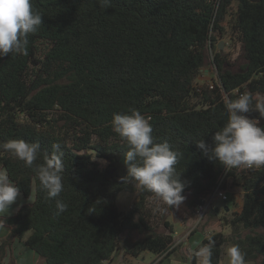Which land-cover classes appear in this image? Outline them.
Wrapping results in <instances>:
<instances>
[{
  "label": "trees",
  "instance_id": "obj_1",
  "mask_svg": "<svg viewBox=\"0 0 264 264\" xmlns=\"http://www.w3.org/2000/svg\"><path fill=\"white\" fill-rule=\"evenodd\" d=\"M32 4L42 25L29 35L27 55L0 57V144L38 142L37 164L59 144L64 152L59 199L68 208L54 216L55 200L46 198L35 172L0 149V167L25 199L33 195L32 203L4 218L11 231L0 243V264L13 241L23 242L44 264H104L120 249L134 258L144 252L172 256L173 226L152 208V201H160L120 179L126 176L127 146L110 122L113 114L130 109L149 119L156 141L168 142L178 154L176 171L191 214L219 184L226 189L228 179L241 181L240 210H224L230 235L210 234L212 264H221L228 243L240 247L245 263L264 264V168L226 171L196 146L201 139L213 145L214 132L228 118V99L244 92L254 102L264 98V0ZM226 20L241 46L243 65L232 71L215 54L211 64L217 82L213 88L198 86L214 34H224ZM246 115L264 128L254 105ZM92 153L105 161L102 167ZM121 192L136 196L126 211L116 204Z\"/></svg>",
  "mask_w": 264,
  "mask_h": 264
},
{
  "label": "clouds",
  "instance_id": "obj_2",
  "mask_svg": "<svg viewBox=\"0 0 264 264\" xmlns=\"http://www.w3.org/2000/svg\"><path fill=\"white\" fill-rule=\"evenodd\" d=\"M107 3L108 0H102ZM42 25V15L34 11L32 0H0V57L9 54L27 55L28 37ZM264 117V98H257L249 92L240 94L235 100L226 101L227 121L213 135L210 147L201 139L196 146L209 159L217 162L226 171L233 169L264 168V128L258 121L246 114L251 110ZM111 126L126 144L124 155L126 176L124 182L134 183L141 191H146L169 207H178L185 199L182 192L185 183L177 174L178 154L168 142H157L149 119L139 110L130 109L127 113L113 114ZM51 154L43 161L35 163L40 155L38 142H26L23 139L9 140L0 144V149L22 161L32 169L46 198L55 200L54 216L59 217L68 205L59 196L63 191L64 152L59 144L52 145ZM20 190L12 182L6 169L0 167V228L5 227V217L11 215V206L17 201ZM229 210V208H227ZM226 210V209H225ZM207 243L193 249L188 262L212 264L215 240L211 235ZM227 264H245L244 254L238 245H232L225 251Z\"/></svg>",
  "mask_w": 264,
  "mask_h": 264
},
{
  "label": "rangeland",
  "instance_id": "obj_3",
  "mask_svg": "<svg viewBox=\"0 0 264 264\" xmlns=\"http://www.w3.org/2000/svg\"><path fill=\"white\" fill-rule=\"evenodd\" d=\"M224 26V34L217 35L214 34L216 41L214 42V47H211L209 50V58L207 64L203 68V70H208L207 73H203L198 77L196 84L198 86L209 85L217 82L218 75L214 66L211 64L213 56L215 54H221L223 58L226 59L227 63L230 66V70L237 71L243 65L242 59V50L240 44L237 42L235 36L232 35L229 27L228 21L226 20L223 23ZM222 46V49L219 48ZM93 160L98 162L102 167L105 164L104 160L98 159L93 153ZM241 181L236 179H228L226 181V192L228 193V197L230 198L227 202H224L220 199H213L212 194L208 195L204 199V204L201 212H197V210L191 214V212L187 208L186 199L189 197L188 194H185L184 201L178 207H169L167 210L166 205H162L161 202L152 201V208L155 211L160 212L167 221H169L173 226L174 231V246L171 260L165 259V257L159 258L154 254L149 252L142 253L139 257L134 258L129 254H124V250L120 249L113 254L114 261L112 264H174L180 262L181 257L186 256V252L190 250L192 252L193 249L197 248L202 239L213 232H223L227 237L230 235L231 229L226 225V219H224V210L229 208L231 213H236L241 208L242 202V191L238 184ZM136 196L134 194L121 192L117 196L118 207L121 211H126L131 206V204L135 201ZM33 202V195L30 199H25L21 194L19 195L17 201L11 206V215L7 217H11L15 215L21 206L24 204H30ZM217 210L218 213L215 215L213 211ZM158 213L156 216H158ZM199 213V214H198ZM230 214L227 219H229ZM223 217V220L220 218ZM153 224H155L153 222ZM158 225V231L163 232L164 228L160 221L156 223ZM11 229L7 226L0 228V243L8 237ZM136 237L135 234H133ZM225 246L224 254H223V264H227V258L225 255V251L231 245L228 243ZM7 258H4L1 264H13L15 260H19L21 264H35V260H38L39 257L32 252L28 247L24 245L23 242L13 241L11 250H8ZM125 256H124V255ZM180 257L177 258V257ZM187 257H189L187 255ZM11 259H14L11 260ZM183 259V258H182ZM181 259V260H182ZM41 261V260H40ZM42 262V261H41ZM181 264H189V263H181ZM252 264V263H251Z\"/></svg>",
  "mask_w": 264,
  "mask_h": 264
},
{
  "label": "built area",
  "instance_id": "obj_4",
  "mask_svg": "<svg viewBox=\"0 0 264 264\" xmlns=\"http://www.w3.org/2000/svg\"><path fill=\"white\" fill-rule=\"evenodd\" d=\"M209 87H210V88H213V84H212V83L209 84ZM212 198H213L214 200H215V199H220V200H222V201H224V202H227V201L230 199V198L228 197V193L226 192L225 189L222 188L221 184H219V185L217 186V188L214 190L213 195H212ZM202 207H203V205H202V206H199V207L197 208V212H198V211L201 212ZM198 214H199V213H198Z\"/></svg>",
  "mask_w": 264,
  "mask_h": 264
},
{
  "label": "crops",
  "instance_id": "obj_5",
  "mask_svg": "<svg viewBox=\"0 0 264 264\" xmlns=\"http://www.w3.org/2000/svg\"><path fill=\"white\" fill-rule=\"evenodd\" d=\"M208 72V70H203V73H207ZM230 210V209H229ZM228 210V211H229ZM224 249H225V246L223 247V254H224ZM119 252V251H118ZM126 252H124V254H125ZM123 254V255H124ZM127 254V253H126ZM191 254V252H190V250L189 251H187L186 252V256L188 255H190ZM223 254H222V262H221V264H223ZM125 256V255H124ZM184 256V255H183ZM172 257V256H171ZM171 257H170V260H171ZM180 257L181 256H179V257H177V258H179L180 259ZM7 258V257H6ZM181 259H182V257H181ZM180 259V262H177V263H174V264H181V263H189L188 262V259H186L185 261H183V259L181 260ZM13 261H14V259H13ZM114 261V258L112 257V259H111V261L110 262H106V263H104V264H112V262ZM154 263H156V262H154ZM153 263V264H154ZM14 264H21V262L19 261V260H15L14 261ZM35 264H44L43 262H41L40 261V259H38V260H35ZM167 264H169V262L167 263ZM171 264V263H170ZM245 264H251V263H245ZM253 264V263H252Z\"/></svg>",
  "mask_w": 264,
  "mask_h": 264
},
{
  "label": "water",
  "instance_id": "obj_6",
  "mask_svg": "<svg viewBox=\"0 0 264 264\" xmlns=\"http://www.w3.org/2000/svg\"><path fill=\"white\" fill-rule=\"evenodd\" d=\"M253 2L257 1V0H252ZM220 49H222V46H219ZM226 211H228V209L226 208Z\"/></svg>",
  "mask_w": 264,
  "mask_h": 264
}]
</instances>
